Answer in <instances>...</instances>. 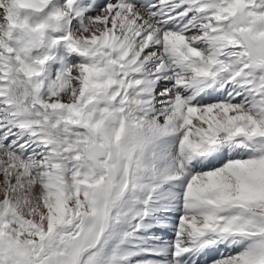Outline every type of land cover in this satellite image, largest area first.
I'll return each mask as SVG.
<instances>
[{"label": "snow or ice", "instance_id": "6c2138e0", "mask_svg": "<svg viewBox=\"0 0 264 264\" xmlns=\"http://www.w3.org/2000/svg\"><path fill=\"white\" fill-rule=\"evenodd\" d=\"M0 264H264V0H0Z\"/></svg>", "mask_w": 264, "mask_h": 264}, {"label": "bare ground", "instance_id": "6f19581e", "mask_svg": "<svg viewBox=\"0 0 264 264\" xmlns=\"http://www.w3.org/2000/svg\"><path fill=\"white\" fill-rule=\"evenodd\" d=\"M166 235V238H170L171 234L170 233H167L165 234Z\"/></svg>", "mask_w": 264, "mask_h": 264}]
</instances>
